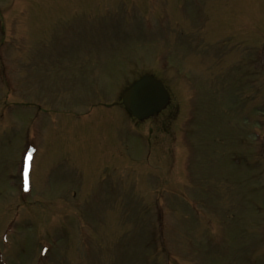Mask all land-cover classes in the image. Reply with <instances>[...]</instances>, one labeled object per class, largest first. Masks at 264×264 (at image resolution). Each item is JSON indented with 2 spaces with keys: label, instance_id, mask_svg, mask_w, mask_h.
<instances>
[{
  "label": "rangeland",
  "instance_id": "374dc122",
  "mask_svg": "<svg viewBox=\"0 0 264 264\" xmlns=\"http://www.w3.org/2000/svg\"><path fill=\"white\" fill-rule=\"evenodd\" d=\"M154 5L0 0V56L7 72L0 80V231L13 210L21 223L9 233L13 249L5 264H39L35 242L41 240L51 244L43 264H164L150 244L154 228L170 234L174 264H264V222L255 207L264 204V190L254 188L263 177L251 175L260 164L264 169V113L255 109L264 106V0ZM195 8L208 23L199 24ZM146 9L149 17L143 16ZM161 19L171 26L167 41L155 29L151 40L140 38L145 25L152 32ZM202 23L208 25L205 36ZM255 56L258 77L251 70ZM143 71L160 75L173 96L166 114L137 127L151 138L150 170L138 156L145 154L144 145L117 104L121 86ZM7 85L18 99L10 91L4 97ZM11 101L22 105L6 110V104L14 108ZM34 102L46 111L31 115ZM89 103L97 104L95 112L81 127L72 113ZM254 131L260 163L250 157ZM180 139L187 142L186 153ZM28 142L35 153L27 176L32 204L20 205L8 177L18 149ZM122 170L127 174L121 181ZM160 181L178 193L185 186L205 215L192 218L188 203ZM104 186L114 190L99 191ZM152 196L163 206L154 219ZM212 227L225 232L222 238H215Z\"/></svg>",
  "mask_w": 264,
  "mask_h": 264
},
{
  "label": "water",
  "instance_id": "95a60500",
  "mask_svg": "<svg viewBox=\"0 0 264 264\" xmlns=\"http://www.w3.org/2000/svg\"><path fill=\"white\" fill-rule=\"evenodd\" d=\"M167 100V93L161 84L151 77H142L122 93L123 105L139 120L155 116Z\"/></svg>",
  "mask_w": 264,
  "mask_h": 264
}]
</instances>
